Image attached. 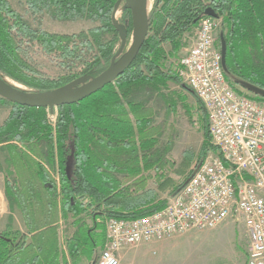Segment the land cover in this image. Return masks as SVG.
<instances>
[{
  "label": "trees",
  "instance_id": "16d2710c",
  "mask_svg": "<svg viewBox=\"0 0 264 264\" xmlns=\"http://www.w3.org/2000/svg\"><path fill=\"white\" fill-rule=\"evenodd\" d=\"M118 1L27 0L34 12L46 11L56 19L102 22L63 34L32 28L8 0H0V73L38 92L91 82L122 57V37L112 18ZM120 1L124 6L129 0ZM208 7L219 14L224 29V71L229 83L264 90V0H155L147 38L131 66L84 100L59 106L55 129L47 122L46 107L0 98V104L12 106L0 126L5 196L11 211L21 210L26 226L24 232L14 229L10 216L7 229L0 232V264H93L97 248L106 241L107 219L142 216L166 206L161 190L172 189L174 195L181 184L158 175L157 187H147V177L160 166L163 154L153 150L157 138L149 134L153 118L148 101L139 100L143 93L152 99L160 92L169 109L180 100L187 112L196 111L204 132L199 161L214 149L207 110L170 61L178 57L185 34L200 25ZM119 25L129 39L133 33L129 9L123 10ZM25 42L55 55L67 73L57 79L41 74ZM169 82L180 85L181 91L165 94L162 89ZM187 94L195 97V110L186 103ZM4 153L7 168L1 160ZM184 154L189 159L195 151ZM50 169L58 170L60 185ZM84 216L92 218L93 224Z\"/></svg>",
  "mask_w": 264,
  "mask_h": 264
},
{
  "label": "built area",
  "instance_id": "2783aa9c",
  "mask_svg": "<svg viewBox=\"0 0 264 264\" xmlns=\"http://www.w3.org/2000/svg\"><path fill=\"white\" fill-rule=\"evenodd\" d=\"M219 20L205 15L177 65L207 110L214 149L192 164L163 209L107 219L106 241L93 264H121L120 252L127 247L228 221L247 229V264H264V99L227 80Z\"/></svg>",
  "mask_w": 264,
  "mask_h": 264
},
{
  "label": "rangeland",
  "instance_id": "374dc122",
  "mask_svg": "<svg viewBox=\"0 0 264 264\" xmlns=\"http://www.w3.org/2000/svg\"><path fill=\"white\" fill-rule=\"evenodd\" d=\"M8 1L13 9L19 15H21L22 18L34 29L52 33L73 34L102 25L100 20H91L85 18L60 20L53 18L46 11L34 12L31 8V4L28 3L27 0ZM150 1L151 5L149 6V16L155 0ZM123 9L124 6H121L117 11L116 18L118 21L122 17ZM196 29L185 34L183 38L184 46L178 57L170 58V61L173 62L176 70L181 58L186 54V49L192 42L191 38L194 35ZM223 33L224 29L222 28L220 19L218 21L217 30V42L219 46H221V38ZM132 41L133 36L127 40L126 48L123 53H125L130 48ZM165 48L166 50H170L171 46L166 44ZM26 51L30 57V60L38 68L41 74L53 79H57L63 74L67 73V70L61 67L62 65L60 64V59L56 58L55 55L44 53L38 44H26ZM3 76L7 78L6 80L10 84L24 91L38 92L37 89L27 87L4 74ZM235 87L243 90L241 86ZM162 90L165 94H178L181 91V87L175 82H169L168 88H163ZM159 94L161 93H156L152 99H147L149 95L144 93L139 97V100H147L148 107L151 109L150 116H152L153 122L149 127V134L151 135L153 133L152 136L157 138V143L153 150L157 154H163V159L160 166L155 167L150 171L152 177H147L148 188L157 187L158 179L156 176L158 175L164 176L162 179H165L168 176L173 177L176 180V185L182 184L189 175L192 164L196 160H199L198 155L204 140V132L201 128L200 122L196 119V111L194 113L191 112V114L187 112L185 107L186 105L184 104L183 106V103L180 100H178L175 109H169L165 98ZM173 97L175 98V96ZM175 99H179L178 95ZM186 103L189 104L191 111L192 109L195 110L196 99L193 95L187 94ZM11 109L12 106L10 104H0V126L5 123ZM46 112L48 124H50L55 129L59 116L58 107H55L53 110L47 108ZM52 115L55 117H52ZM187 150H194L195 156L187 159L186 155L184 154ZM5 157L6 154H2L1 160L3 162V167L7 168V165L4 162ZM188 161H191L189 168ZM50 172L57 180L58 185H60L58 170L50 169ZM5 182L6 174L0 171V197L3 196L6 199ZM171 190L172 189H168L167 191L161 190V198L167 199L171 195ZM7 204L9 206L8 201ZM84 218L90 225L93 224L92 218L88 216H84ZM1 226L3 227V223L2 225L0 224V229ZM7 227L4 230H0V232L5 231ZM217 228L218 227L214 228L215 230H191L165 237L160 239L164 241L159 246L144 244L141 246V248L132 250V252L127 255L123 262L121 260V264H246L248 255V252L246 253V251H248V239L246 232L242 231L240 238H237L233 230L231 231ZM70 229L71 231L73 230V228ZM63 230L65 231V223L63 224ZM222 233H225L226 236L223 237ZM230 238L232 244L227 246L229 243L228 240ZM100 247L97 248L95 259L100 252Z\"/></svg>",
  "mask_w": 264,
  "mask_h": 264
},
{
  "label": "water",
  "instance_id": "95a60500",
  "mask_svg": "<svg viewBox=\"0 0 264 264\" xmlns=\"http://www.w3.org/2000/svg\"><path fill=\"white\" fill-rule=\"evenodd\" d=\"M149 2L150 0H129L124 5V9H129L131 11L133 23V41L130 48L125 53L123 52L126 48L128 39L125 27L120 26L119 21L116 18L117 11L119 7H121V1L119 0L116 3L112 18L120 30L122 45L119 54L123 55L116 64L112 65L99 77L77 88H72L69 85L49 92H30L24 91L10 84L3 74L0 73V98L22 106L38 108L46 107L53 110L55 107L78 103L103 89L108 84L113 83L131 66L145 43L149 32ZM205 14L210 17L219 18V14L213 7H208ZM221 50L223 54V66L225 69L227 49L223 37L221 38ZM245 88L255 95L264 97V90L260 88L250 85H246Z\"/></svg>",
  "mask_w": 264,
  "mask_h": 264
},
{
  "label": "crops",
  "instance_id": "0c3cea01",
  "mask_svg": "<svg viewBox=\"0 0 264 264\" xmlns=\"http://www.w3.org/2000/svg\"><path fill=\"white\" fill-rule=\"evenodd\" d=\"M10 216L13 217L12 226L14 229L20 230L22 232L26 231L25 221H24L21 210H19L18 208H15L14 211L11 212L9 210V206L7 204L6 199L2 196V197H0V224L2 225V223H3V227L1 226L0 230H4L7 227L8 223H9V217ZM218 228H222L223 230H225V229L231 230V231L233 230V232L236 234L237 238L238 237L240 238V234L242 231L246 232V234H247L246 227L244 225H237L234 221H228V222L224 223L223 225L219 226ZM212 230H208V231H212ZM222 236L225 237L226 234L222 233ZM163 241L164 240H153L149 243H142V244L140 243L137 245L127 247L120 252V261L122 260V262H123L124 259L127 257V255H129L132 252V250L139 249L144 244H149L152 246H156V245L159 246L163 243ZM234 241H236V240H234ZM228 242L229 243L227 244V246H230L232 244L231 238L228 240ZM246 253H247V251H246ZM247 261H248V255H247ZM247 261H246V264H247Z\"/></svg>",
  "mask_w": 264,
  "mask_h": 264
},
{
  "label": "bare ground",
  "instance_id": "6f19581e",
  "mask_svg": "<svg viewBox=\"0 0 264 264\" xmlns=\"http://www.w3.org/2000/svg\"><path fill=\"white\" fill-rule=\"evenodd\" d=\"M151 5V1H150V3H149V6ZM7 79V78H6Z\"/></svg>",
  "mask_w": 264,
  "mask_h": 264
}]
</instances>
